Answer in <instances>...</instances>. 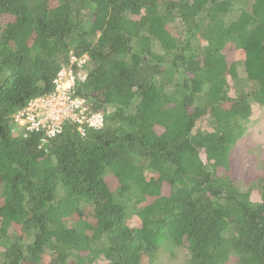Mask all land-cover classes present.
I'll return each instance as SVG.
<instances>
[{
    "label": "trees",
    "instance_id": "16d2710c",
    "mask_svg": "<svg viewBox=\"0 0 264 264\" xmlns=\"http://www.w3.org/2000/svg\"><path fill=\"white\" fill-rule=\"evenodd\" d=\"M70 50L102 125L25 132ZM263 104L264 0H0V264H264V185L229 175Z\"/></svg>",
    "mask_w": 264,
    "mask_h": 264
},
{
    "label": "built area",
    "instance_id": "2783aa9c",
    "mask_svg": "<svg viewBox=\"0 0 264 264\" xmlns=\"http://www.w3.org/2000/svg\"><path fill=\"white\" fill-rule=\"evenodd\" d=\"M67 63L61 66L52 79L53 90L31 99L27 105L13 115L17 126L25 132L43 131L44 138L58 134L66 122L77 124L83 133V126L98 128L102 125L103 114L91 111L84 99L72 93L74 81L85 78L86 53L68 51Z\"/></svg>",
    "mask_w": 264,
    "mask_h": 264
},
{
    "label": "rangeland",
    "instance_id": "374dc122",
    "mask_svg": "<svg viewBox=\"0 0 264 264\" xmlns=\"http://www.w3.org/2000/svg\"><path fill=\"white\" fill-rule=\"evenodd\" d=\"M233 57L236 58L238 76L244 78L243 54H232L228 59ZM247 86L244 89H247ZM86 106L89 107L87 104ZM210 125L207 121L203 128L207 129ZM229 175L241 190L250 189L253 200L259 199V191L264 185V104L255 108L244 134L238 138L230 153ZM108 181L111 187L115 185L113 180ZM187 256L186 247H173L167 242H162L153 261L147 264H187ZM226 264L235 262L232 259Z\"/></svg>",
    "mask_w": 264,
    "mask_h": 264
},
{
    "label": "clouds",
    "instance_id": "9594fccd",
    "mask_svg": "<svg viewBox=\"0 0 264 264\" xmlns=\"http://www.w3.org/2000/svg\"><path fill=\"white\" fill-rule=\"evenodd\" d=\"M86 102V101H85ZM89 110H91L89 107H88ZM92 111V110H91Z\"/></svg>",
    "mask_w": 264,
    "mask_h": 264
}]
</instances>
